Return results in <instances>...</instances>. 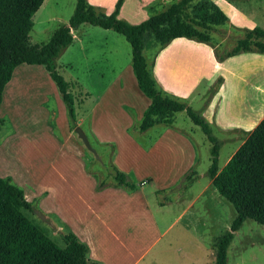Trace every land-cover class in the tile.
<instances>
[{
    "label": "crops",
    "instance_id": "obj_1",
    "mask_svg": "<svg viewBox=\"0 0 264 264\" xmlns=\"http://www.w3.org/2000/svg\"><path fill=\"white\" fill-rule=\"evenodd\" d=\"M88 1L99 13L106 15L112 13L117 2L109 0L108 12H104L105 0ZM173 2L137 0L130 15L141 18L132 20L123 14L127 3L124 0L118 16L137 24L162 11L153 12L157 11L155 5L160 4L166 9ZM213 6L223 7L221 22L232 20L233 14L236 16V7L224 0H214L213 4L209 0L189 3L195 17L215 25L207 17ZM87 24L72 30L74 39L68 47L77 46L86 55L97 48L103 66L97 69L91 66L85 77L75 74L69 81L59 69L61 54L57 68L75 96L78 125L89 128L103 144L115 143L114 163L133 177L137 188L109 186L96 189L97 178L87 170L85 150L73 138L67 108L46 70L60 107H40V112L33 118L38 123L47 122L52 126L53 140L57 142L59 136L63 137L62 147L67 151L63 156L53 157L47 182L30 196L25 191L27 198L38 200L43 214L62 222L86 241L91 248L89 256L100 264H206L197 252L199 248L209 249L215 260L214 243L207 248L203 241L212 237V228L220 224L221 213L214 206L204 209L201 216L187 217L197 198L214 186L208 175L204 189L196 195L192 193L207 172L197 170L201 158L195 127L189 125L187 129L178 123V120L186 122L187 112L157 108L150 113L141 130L152 99L135 74L132 55L130 58L131 44L128 41L119 43V40L105 41L102 45L86 41L83 30ZM104 30L112 38L117 32ZM213 34L212 30L186 21L181 14L172 16L144 47L149 72L163 94L186 102L202 113L211 126L214 124L218 130L235 128L251 132L264 118V53L247 51L219 61L214 48L219 40ZM123 52L128 54V59L121 64ZM219 78L221 82L215 85ZM79 101L84 107H77ZM27 112L23 107H17V122L24 121ZM61 127L65 129L64 133ZM15 132L16 135L17 128ZM144 135L148 136L145 142L141 141ZM231 156L229 154L225 162L219 164L220 169ZM193 166L198 177L184 188L181 198L161 202L158 191L171 192ZM172 174L167 181L161 178ZM174 208H178V214L168 217ZM177 224L183 226L182 233L169 237ZM58 229L61 231L62 227L58 226ZM184 240V244H180ZM175 241L179 244H174ZM171 255L175 257L174 261L166 259Z\"/></svg>",
    "mask_w": 264,
    "mask_h": 264
},
{
    "label": "trees",
    "instance_id": "obj_2",
    "mask_svg": "<svg viewBox=\"0 0 264 264\" xmlns=\"http://www.w3.org/2000/svg\"><path fill=\"white\" fill-rule=\"evenodd\" d=\"M44 1L0 0V128L5 123L1 115L4 90L12 80L17 66L27 63L45 66L65 103L70 125L75 129L78 125L75 96L58 71L57 59L73 42L72 30L84 23L117 31L131 44L135 74L152 99L143 118L141 130L145 128L150 113L157 108H167L175 112L185 110L212 143L208 175L218 192L233 204L237 212L229 230L222 234L215 244V264H228V248L235 232L243 223L251 218L264 225V118L220 169L221 144L211 124L202 113L186 102L161 92L149 72L144 54L146 43L176 14H181L186 21L197 27L214 30L216 26L192 14L189 3L193 0H174L166 9L137 24L119 18L124 0H117L109 15L99 13L88 0H77L68 23L60 25L47 42L33 44L30 41L34 26L33 17ZM214 48L219 61L247 51L264 53V28H247L244 36L238 38L233 47L222 52L217 47ZM221 80L219 78L215 85ZM106 145L112 146L113 149V181L101 179L87 164L88 172L97 178L96 189L102 190L112 186L135 190L137 183L133 177L114 163L115 143ZM197 177L198 171L193 166L171 190L187 188ZM161 192L163 191H158V194ZM36 209L41 210L35 200L27 198L25 190L11 175L0 176V264H100L89 256V244L81 240L69 227L66 226V230L61 233L63 244L57 242L42 225L28 215V211L33 212Z\"/></svg>",
    "mask_w": 264,
    "mask_h": 264
},
{
    "label": "rangeland",
    "instance_id": "obj_3",
    "mask_svg": "<svg viewBox=\"0 0 264 264\" xmlns=\"http://www.w3.org/2000/svg\"><path fill=\"white\" fill-rule=\"evenodd\" d=\"M213 1L214 0H209V3L213 4ZM224 1L231 3L237 9V12H235L236 16H234V14L232 15V20H224V22H221L223 21V7L221 6H219V8L218 6H213L209 13H207L208 20L216 23V28L212 31L216 40H219L217 49L220 52L233 47L237 39L244 36L247 28H252L254 26H261L264 28V0ZM136 2L137 0H127L123 12L125 16H128L132 20H139L138 18H141L140 15L135 17L130 15L132 7ZM76 3L77 0H46L33 17L34 26L30 33L31 43L42 44L47 42L60 25L68 23L76 7ZM104 4L106 6V11L104 12H108L107 6L109 5V0H105ZM154 8H156L157 11L153 12H158L164 10L163 8L165 7L157 4ZM83 32L86 33L84 39L93 44L102 45L105 41L109 40H119V43H127V40L122 34L115 32L112 34L114 35L112 38L110 37L111 34H107L108 32L100 26L87 24ZM131 55L132 49L130 48V58ZM100 57V51L95 47L92 49V53L86 55L79 47L73 45L68 47L66 51L62 53L60 59H58L59 69L61 72L63 71L65 73L69 81L75 74L79 77H85L87 74L86 70L89 69V67L92 66L94 69H97L99 66H103ZM149 57H151L150 53ZM121 58L120 63L123 64V62L128 59V54L123 52ZM67 62H70L72 65H67ZM46 73V69L39 64L32 65L23 63L19 65L15 69L12 80L4 90V98L1 105V115L5 119V123L0 128V176L11 175L15 182L29 193V196L34 193L35 189L37 190V187L43 186V184L47 182L49 173L52 170L51 164L53 157L57 155L63 156L67 151L62 147L64 143L63 137H60L56 130L54 133L57 137L59 136L58 138L60 140L57 142L53 140L52 126L50 127L47 122L38 123L34 121L33 118L40 112V107H60L57 93L53 90L49 82V77L47 76L48 74ZM92 76H95V74H92ZM17 107H23L24 111L28 110L25 114L24 121L17 122ZM77 107L84 106L79 101ZM186 116V122L178 120V123L183 124L187 129H189V125L195 127V138L198 141L197 147L199 157L201 158L197 170L203 173L207 172L206 176L202 177L201 181L196 184L192 190V193L196 195V193L204 189L209 177L208 169L211 165L212 143L201 127L196 125L187 114ZM16 128L17 134L15 135ZM212 128L214 134L221 139L219 164L222 165L227 156L229 154L231 156L246 140L250 131L235 128L219 129V131L214 124H212ZM61 130L64 133L65 129L61 127ZM85 130L102 157V161H99L93 152L85 146L82 139L78 136L77 132H75V129L71 128L74 140L80 143L81 147L85 150L87 164L91 170L99 174L101 179L106 178L108 181H113L111 178L112 146L97 142L92 131L89 128ZM141 138V141L145 142L148 136L146 137L144 135V137ZM66 147H68V145ZM172 176L173 174L170 176H161V178L167 181ZM183 190L184 189H175L171 192H163L158 195V198L161 202L175 201L179 196L181 198ZM35 204H38V200L35 201ZM214 206L221 213V222L212 228L214 233H212L211 238L206 236L208 239L205 241L202 240L204 246H207V248H211L213 243L215 245L219 237L229 230L237 214L236 209L232 203L219 194L218 190L212 186L211 189L205 190V193H202L197 198L195 206L187 213V217L190 218L194 215L201 216L204 214V209H212ZM178 212V208H174L172 212L167 215L168 217H175ZM27 213L37 223L42 225L57 242L63 244L61 233L66 230V226L62 222L53 217H47L39 209L33 212L28 211ZM58 226L62 227L61 231L58 229ZM181 230H183V226L177 224L172 229L169 237L179 232L182 233ZM184 242L185 240L180 242V244H184ZM174 244H179V242L175 241ZM197 252L203 257V261H206V264H214V256H211L209 249L202 250L199 248ZM174 258L175 257L171 255L166 259L174 261ZM228 264H264L263 224L251 218L243 223L240 229L235 233L228 248Z\"/></svg>",
    "mask_w": 264,
    "mask_h": 264
},
{
    "label": "water",
    "instance_id": "obj_4",
    "mask_svg": "<svg viewBox=\"0 0 264 264\" xmlns=\"http://www.w3.org/2000/svg\"><path fill=\"white\" fill-rule=\"evenodd\" d=\"M75 132H77L78 136L82 139V141L84 142L85 146L91 151L93 152V154L95 155V157L99 160L102 161V157L99 154V152L97 151V149L93 146L89 135L87 134L86 130L81 126V125H77V127L75 128Z\"/></svg>",
    "mask_w": 264,
    "mask_h": 264
}]
</instances>
